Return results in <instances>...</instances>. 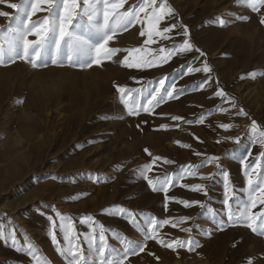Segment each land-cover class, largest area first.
I'll return each mask as SVG.
<instances>
[{
    "label": "rangeland",
    "instance_id": "1",
    "mask_svg": "<svg viewBox=\"0 0 264 264\" xmlns=\"http://www.w3.org/2000/svg\"><path fill=\"white\" fill-rule=\"evenodd\" d=\"M163 2L174 13L161 20L157 28L162 31L177 24L166 34L169 38L155 37L154 43L145 45L147 37L140 31L147 24L136 23L115 34L109 46L121 51L101 66L81 68L49 62L33 68L20 59L0 65V225L6 232L15 231L17 246L24 249L18 251L10 242L0 240V264H35L27 253L26 241L35 245L37 255L49 264H66L49 237L47 216L55 218V212L47 205L72 218L86 250L83 234L91 233V229L87 223H80L85 216L94 218L97 234L99 225L112 230L107 232L106 241L111 247L123 250L113 238L115 233L146 245L143 252L129 255L124 264H249L250 259L253 264H264V236L243 222L224 223L223 230L217 227L218 221L227 220L223 171L229 173L237 200L247 202L240 158L248 156L250 150L248 161L254 162L264 151L250 131L253 120L264 130V7L253 12L238 6L237 0ZM136 3L126 0L124 7ZM0 11L17 15L5 3H0ZM46 15V11H39L32 19L42 20ZM141 17L146 20L143 14ZM220 19L227 23L220 26ZM8 23V18L0 16V26ZM180 25L188 27L190 41L205 56L193 48L150 67L121 65L129 55L127 50H135L129 62L158 61L167 55L159 51L161 47L170 49L185 39ZM194 58L198 59L193 64ZM205 62L212 70L211 79L198 87L209 74L189 73L188 68H202ZM249 73L257 75L250 78ZM160 79L165 80V87L170 89L175 84L184 92L175 98L166 96L149 113L141 110L138 115H128L116 86L136 89L151 81L158 87ZM218 87L226 98L215 95ZM137 98L141 105L147 103L145 98ZM241 110L246 115H240ZM221 124L231 127L225 130ZM236 137L241 138L239 144ZM213 156L223 157L219 169L217 161L186 168ZM148 164H153L147 175L154 181L157 177L171 181L167 192L153 191L142 178L139 170ZM260 164L264 166V160ZM197 184L206 187V194L191 190ZM254 195L257 207L252 211L259 212L264 205L259 204L260 193ZM181 201L200 204L186 207ZM113 205L141 214V221L144 215L160 221L188 217L176 227L162 224L157 236L165 243L191 237L199 246L173 250L156 240L145 241L127 216L104 211ZM189 228L191 232L181 230ZM57 236L63 244L58 230Z\"/></svg>",
    "mask_w": 264,
    "mask_h": 264
},
{
    "label": "snow or ice",
    "instance_id": "2",
    "mask_svg": "<svg viewBox=\"0 0 264 264\" xmlns=\"http://www.w3.org/2000/svg\"><path fill=\"white\" fill-rule=\"evenodd\" d=\"M0 3H5L7 7L15 9L17 15L11 16L8 12L0 11V16L8 18L9 23L6 26H0V65L15 62L17 59L24 60L31 64L33 68L45 67L49 62L53 65H62L65 62L70 66H78L81 68L91 67L93 64L101 66L104 60H111L113 56L121 51L119 48L110 47L109 44L113 41L115 34L118 31L127 30L136 23H145L147 28L140 31L141 36H146L144 44L148 45L155 42V37L162 39L169 38L166 34L171 33L177 24H170L164 27L162 31L158 30L157 25L161 20L173 15L172 9L163 0H137V3L125 9L126 0H20L19 3H8L7 0H0ZM46 7H42L45 6ZM238 6L249 8L253 12H257L261 7H264V0H237ZM151 9V11H148ZM39 11H46L47 15L42 20H33L32 17ZM146 18L143 19L141 17ZM246 20L247 16L240 17ZM227 21L220 19V26H224ZM264 23V18L261 19ZM183 27V36L185 39L181 44H174L172 48H160L161 53L167 55L159 57L157 61L138 60L129 62V55L124 56L120 61L121 65L129 68H143L153 66L155 63L167 62L172 55L177 53L189 52L195 48L190 41V30L186 25ZM34 37V39L30 38ZM201 57L206 54L199 48H195ZM198 58H194L191 63H195ZM204 72L209 74L208 79L202 80L198 87H203L210 79L211 68L205 62L202 68H188V72ZM250 78H255L256 73H249ZM159 86L151 85V81L144 84L141 88L126 89L116 86L117 91L121 94L120 101L126 108L128 115H138L142 110L149 113L152 108L159 105L166 98H175L184 92V89H177L175 84H172L170 89L165 87V80L158 81ZM163 89V91H162ZM136 94V96L133 95ZM216 96L226 98L225 92L218 87ZM137 97H143L147 103L141 105ZM223 111V110H222ZM240 115H246L243 110ZM173 120L180 119L172 117ZM187 123H193L188 121ZM225 130L230 129V125H219ZM167 127V126H162ZM250 131L258 138L261 147L264 148V130L257 125L255 120L252 121ZM236 143L241 141L240 137L235 138ZM218 143L220 141H217ZM148 152L147 149H145ZM150 154V153H149ZM252 153L249 150L248 156ZM248 156L240 158V163L244 169L246 176L248 201L241 203L234 195L235 189L230 187L229 173L223 171L224 177V200L223 205L226 212L227 220L218 221L217 227L223 230L224 223L233 224L243 222L252 232L259 233L264 236V208L259 212H253L252 209L257 207V199L255 193H260L259 204L264 205V166L260 162L264 160V151L255 158L254 162L248 161ZM223 157H209L201 165L186 166L187 169L192 167H203L205 163L217 161V168H220L219 160ZM160 157H155L154 160H159ZM153 164L143 166L139 171L142 178L147 181L153 191L162 189L167 192L170 180L161 181L157 177L154 181L147 175L151 171ZM255 171L256 175H253ZM201 179H210L209 177H200ZM159 184V188H158ZM193 191L204 190V185L191 186ZM83 195V194H81ZM167 199V198H166ZM186 207L190 205L200 204L199 201H181ZM235 203V208H233ZM55 212L53 216H47L50 221L49 237L58 252L64 258L66 264H124L129 255L138 254L145 249L144 244L129 239L126 235L115 233L113 238L116 239L122 246L121 249L111 247L107 244V232L111 229H105L103 225H99V233L97 234L96 221L91 216L81 217L80 223H87L91 229V233H84V240L87 241V250L83 244L79 242L81 233L76 232L75 223L71 217H67L62 213L55 211L54 206L47 205ZM105 212L114 211L116 215L127 216L128 222L135 225L144 240H156L162 246L172 248L188 247L192 250L198 247V242H195L191 237L185 241L175 239L169 243H165L157 236V228L162 224L171 223L176 227L178 223L187 222L190 218L183 217L179 221H160L155 217L144 215L143 219H139L141 214L132 212L122 206L113 205L110 209H105ZM46 215L45 213H38ZM57 218L59 223H57ZM147 227V231H145ZM57 230L63 235V244L57 236ZM182 231L191 232L192 229H181ZM75 233V235H72ZM0 240L8 241L11 245L17 248L18 251L24 249L17 246V235L15 231L6 232L3 225H0ZM74 241H76L74 243ZM27 253L35 262V264H49V261L43 256L37 255L36 246L26 241ZM249 264H253L249 260Z\"/></svg>",
    "mask_w": 264,
    "mask_h": 264
}]
</instances>
